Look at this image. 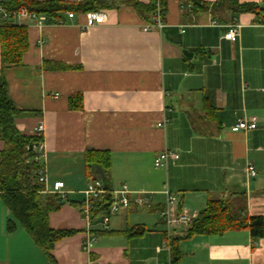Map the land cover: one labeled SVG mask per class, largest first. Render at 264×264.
Here are the masks:
<instances>
[{"label":"crops","instance_id":"crops-1","mask_svg":"<svg viewBox=\"0 0 264 264\" xmlns=\"http://www.w3.org/2000/svg\"><path fill=\"white\" fill-rule=\"evenodd\" d=\"M107 1L103 24L86 27L83 13L69 17V11L42 28L27 21L23 63L3 70L8 94L28 112L16 119L23 134L36 135L45 122L47 186L65 183L67 197L49 222L74 233L55 242L56 263L172 264L161 216L166 189L179 208L197 214L209 198L244 193L246 212L264 216V18L229 8L212 13L219 0H203L209 9L195 13L182 0H166L163 27L148 29L152 16L143 17L128 1L159 0ZM239 1L264 10V0ZM234 22L240 36L231 41L225 34ZM49 61L69 67L47 68ZM76 93L83 98L79 109L70 106ZM250 116L257 118L254 129L232 130ZM87 149L108 150L110 188L127 184L131 191L132 205L111 214L108 227L102 214L88 221L79 209L89 182ZM165 149L179 158L156 166ZM249 164L258 169L254 177ZM140 196L149 203L136 204ZM9 219L0 196V264H51L25 229L7 230ZM132 227L141 230L127 231ZM173 229L171 237L183 236L175 264H264V237L255 242L247 229L190 237ZM88 233L96 239L86 251Z\"/></svg>","mask_w":264,"mask_h":264},{"label":"trees","instance_id":"trees-1","mask_svg":"<svg viewBox=\"0 0 264 264\" xmlns=\"http://www.w3.org/2000/svg\"><path fill=\"white\" fill-rule=\"evenodd\" d=\"M193 13L209 9L203 0H182ZM145 18L152 16L156 4L140 1H128ZM161 11L166 10V0H159ZM8 10L27 7L31 12L47 14L54 19L61 18L62 12L71 11L84 13L98 10L109 5L107 0H82L67 3L56 0H9L3 2ZM229 8L233 13L244 11L255 12L259 18H264V10L257 3H241L239 0H219L211 7L216 10ZM151 18H149L150 20ZM261 20V19H259ZM29 48V36L26 25L3 22L0 24V140L4 148L0 150V196L13 215L9 219L7 230L13 232L17 225L25 229L35 242L45 251L49 262L57 264L52 254L55 242L71 236L74 230L54 229L50 226V212L57 210L65 199L58 193H43L44 183L39 181L38 171L41 167L34 157L36 149L43 136L23 134L16 125V119L27 114L17 107L8 94L7 81L3 70L9 66L21 65L23 56ZM47 68H68L58 61H49ZM82 94L76 93L70 98L71 108L82 107ZM86 171L89 181L101 180L107 189L104 199L95 205L92 217L106 213L112 201L110 188L111 154L108 150L87 149L85 152ZM244 193L231 192L221 198H209L206 206L198 213L192 229L185 237L195 234H223L229 230L247 229L255 240L264 237V216L249 215L245 209ZM140 227H132L127 231L140 232ZM183 236L171 237V263L180 258L178 242Z\"/></svg>","mask_w":264,"mask_h":264},{"label":"built area","instance_id":"built-area-1","mask_svg":"<svg viewBox=\"0 0 264 264\" xmlns=\"http://www.w3.org/2000/svg\"><path fill=\"white\" fill-rule=\"evenodd\" d=\"M5 0H0V14L4 19V22H12L17 24L25 25L27 21L33 25L42 28L48 21H53L56 23L62 22L60 19L56 20L47 14H40L37 12H31L27 7H22L21 9L8 10L4 7L3 2ZM156 4V10L153 12L151 20L147 22L146 28L148 29H161L164 24L163 11L159 3ZM86 18V27H91L94 25L103 24L106 22V13L103 9L89 10L83 13ZM69 17L75 16V12H68ZM241 25L238 22H234L230 25L229 30L226 32L225 37L231 41H236L240 36ZM256 116L242 117L239 118L236 124L232 127L233 131H245L248 129H254L256 124ZM161 124V123H160ZM45 131V122L41 120L36 128V135L43 136ZM37 153L34 157L35 161L41 163V167L38 171L39 181L44 183L45 191L50 193H58L64 199L67 197V192L64 189V181H55L51 188L47 186V172L46 168L42 163L44 158V144L43 141L40 142L36 149ZM179 154L175 151L165 149L163 150L155 159L156 166H167L170 159H178ZM247 171L251 177L258 174V169L254 164H249L247 166ZM107 189L104 188L103 182L101 180L89 181L86 188L84 189L85 199L80 203L79 209L86 220H90L92 217V212L95 209L96 203L104 199ZM130 188L127 184H123L117 190L112 191V201L110 203L109 209L106 213L102 214V221L104 227H108V221L110 215L118 212L121 208H128L132 205L133 199L130 196ZM167 195L166 205L161 211V216L164 224L167 227V239L164 246L168 249L171 248L170 241L174 227L183 228L184 232H188L192 229L194 220L197 217V213H191L186 209H181L177 205V197L175 194L171 193L168 189L165 190ZM149 197L140 196L134 199V202L138 205H144L149 203ZM96 237H92L90 233L87 234L85 240L83 241V249L89 251L91 249V242L95 240ZM160 250V247H158ZM86 264H94L92 262Z\"/></svg>","mask_w":264,"mask_h":264},{"label":"rangeland","instance_id":"rangeland-1","mask_svg":"<svg viewBox=\"0 0 264 264\" xmlns=\"http://www.w3.org/2000/svg\"><path fill=\"white\" fill-rule=\"evenodd\" d=\"M43 193H47V192L44 190Z\"/></svg>","mask_w":264,"mask_h":264}]
</instances>
